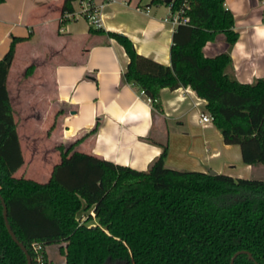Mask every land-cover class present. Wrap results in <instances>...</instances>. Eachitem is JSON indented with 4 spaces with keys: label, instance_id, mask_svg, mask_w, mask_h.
Segmentation results:
<instances>
[{
    "label": "trees",
    "instance_id": "16d2710c",
    "mask_svg": "<svg viewBox=\"0 0 264 264\" xmlns=\"http://www.w3.org/2000/svg\"><path fill=\"white\" fill-rule=\"evenodd\" d=\"M72 1L64 0L63 12L72 11ZM168 2L173 11L187 4L189 15L173 31L169 65L111 32L129 56L122 80L143 89L155 107L161 87L190 85L206 99L224 141L240 145L245 163H264V77L243 82L232 71L230 49L238 35L232 12L224 0ZM218 32L228 49L205 55L204 44ZM21 39L14 37L0 59V194L32 264L50 263L52 243H61L66 264H229L241 249L254 259L241 252L233 264H264V178L168 167L166 142L145 169L71 151V144L61 145L49 179L16 175L25 161L7 76ZM0 264H28L6 226L1 197Z\"/></svg>",
    "mask_w": 264,
    "mask_h": 264
},
{
    "label": "crops",
    "instance_id": "0c3cea01",
    "mask_svg": "<svg viewBox=\"0 0 264 264\" xmlns=\"http://www.w3.org/2000/svg\"><path fill=\"white\" fill-rule=\"evenodd\" d=\"M63 2H0V59L14 37L22 38L7 76L25 161L16 175L49 179L61 161V145L67 149L71 144V151L145 169L166 142L168 167H211L217 173L256 177L257 163L243 161L239 144L225 142L213 121H199L200 113L208 112L206 99L190 85L161 87L155 107L138 85L122 80L129 56L111 32L127 35L139 53L169 65L177 26L169 2L93 0L100 6L99 27L82 14L80 0L72 1L69 13L62 11ZM224 5L238 32L230 49L234 75L243 82L264 77V0H224ZM228 47L218 32L203 52L212 56ZM22 58L26 61L14 69ZM45 104L57 111L49 126L48 110L29 109Z\"/></svg>",
    "mask_w": 264,
    "mask_h": 264
},
{
    "label": "built area",
    "instance_id": "2783aa9c",
    "mask_svg": "<svg viewBox=\"0 0 264 264\" xmlns=\"http://www.w3.org/2000/svg\"><path fill=\"white\" fill-rule=\"evenodd\" d=\"M81 1V12L83 15H85L89 21L90 24L99 27L101 26V16H100V6L94 4L93 0H80ZM187 7V4H185L184 6L180 7L179 10L174 11L173 16H172V21L174 23H185L188 22L189 20V15L185 12V8ZM70 12V11H69ZM67 12V13H69ZM143 94L146 95V92H144L143 89L140 90ZM148 100L151 101L150 97H147ZM199 121L204 123L207 121H212V116L210 115L209 112H201L200 113V117H199ZM91 212H93V210H91ZM40 248H42L41 244H36V249L39 250ZM42 256L39 255L38 256V260H40V262L43 261Z\"/></svg>",
    "mask_w": 264,
    "mask_h": 264
},
{
    "label": "rangeland",
    "instance_id": "374dc122",
    "mask_svg": "<svg viewBox=\"0 0 264 264\" xmlns=\"http://www.w3.org/2000/svg\"><path fill=\"white\" fill-rule=\"evenodd\" d=\"M25 61L26 60L24 58H22L21 60H18L17 62H15L16 64L14 65V67H15L14 69H16L17 67L21 66ZM41 108H44L45 110L49 111V116H48L49 118H48V121H46V125L49 126L52 123V121H54L55 116L57 114V111L56 110H51L50 106H47L46 104L44 105V107H39V108L29 107L31 112L35 111L36 109L40 110ZM42 117H41V119L44 120V117L43 118ZM43 124H45V123H43ZM46 130L43 129L41 131L45 135L44 139H47V135H46L47 131ZM255 175H256V177L264 178V163H257V169H256V174ZM35 178L40 179V180H45L44 177L41 178V177L36 176ZM47 250H48V257H49L48 260H50L49 264H66L65 256L60 251V245L59 244H57V243L49 244L47 246Z\"/></svg>",
    "mask_w": 264,
    "mask_h": 264
},
{
    "label": "water",
    "instance_id": "95a60500",
    "mask_svg": "<svg viewBox=\"0 0 264 264\" xmlns=\"http://www.w3.org/2000/svg\"><path fill=\"white\" fill-rule=\"evenodd\" d=\"M168 1H170V0H165V2H168ZM207 171L210 172V173H213V174L217 173V171L215 169L211 168V167H208ZM0 197L2 198V201H3V211H4L6 226L9 229V232H11L12 237L14 238V240L18 244H20L22 246V248L25 250L26 255H27L28 264H32L33 260H32L31 253H30L28 247H26V245L23 244L22 241L18 238L14 228H12L11 223L9 222V211H8L7 202H6V200H5L3 195L0 194ZM92 225H94V224H92ZM241 252L248 253L251 256V258L254 259L253 255L248 250L241 249V250H236L235 252H233V254H232L231 258H230L229 264H233L234 259L236 258L237 254H239ZM255 264H259V263L257 261H255Z\"/></svg>",
    "mask_w": 264,
    "mask_h": 264
}]
</instances>
